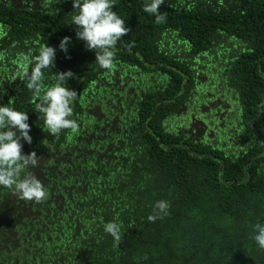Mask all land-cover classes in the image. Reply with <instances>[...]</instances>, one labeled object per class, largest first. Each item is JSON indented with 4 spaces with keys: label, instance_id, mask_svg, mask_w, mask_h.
I'll return each instance as SVG.
<instances>
[{
    "label": "trees",
    "instance_id": "16d2710c",
    "mask_svg": "<svg viewBox=\"0 0 264 264\" xmlns=\"http://www.w3.org/2000/svg\"><path fill=\"white\" fill-rule=\"evenodd\" d=\"M145 2L113 0L129 31L114 47L111 70L76 38L69 15L68 29L40 33L0 6V103L27 112L30 128L56 138L22 78L49 45L56 56L43 70L45 88L55 82L52 72L70 70L69 119L97 117L112 130L105 147L83 160L64 149L65 128L59 168L43 170L38 160L21 171L40 179L46 196L48 185L57 195L56 186L67 188L59 209L46 196L23 200L0 186V264H264V248L252 238L264 222V0H163L161 23L142 10ZM61 4V14L72 12V0ZM64 36L67 53L57 47ZM4 72L15 73L3 82ZM121 76L132 82L127 96L143 98L128 100L122 132L124 110L109 109L112 121L104 122L101 107H89L108 93L95 92L99 86ZM213 89L239 103L240 146L213 131L197 142L177 122ZM109 223L117 236L106 231Z\"/></svg>",
    "mask_w": 264,
    "mask_h": 264
},
{
    "label": "clouds",
    "instance_id": "9594fccd",
    "mask_svg": "<svg viewBox=\"0 0 264 264\" xmlns=\"http://www.w3.org/2000/svg\"><path fill=\"white\" fill-rule=\"evenodd\" d=\"M163 0H146L142 10L155 16L156 23L164 20V15L158 13ZM71 24L75 25V36L82 40L89 50L95 52V62L102 69L113 67L114 47L117 41L129 29L125 21L113 10V0H72V12L69 14ZM71 39L64 36L60 39L58 49L68 52ZM56 48L43 45L38 54L32 57L30 73L25 72L26 87L38 98L35 110L42 114L43 126L50 134H58L61 129L74 128L71 103L76 91L66 87L67 81L73 77L70 70L52 72L55 81L45 88L43 70L54 66ZM2 94V90H0ZM28 113L7 105H0V186L8 187L23 200L41 201L46 196V190L40 179L34 174L20 173L25 168L38 166L36 153L22 154V143L31 144ZM156 207L163 211L167 204L157 202ZM154 219V217H149ZM253 240L260 248H264V222L254 226ZM106 231L117 236V226L109 223Z\"/></svg>",
    "mask_w": 264,
    "mask_h": 264
},
{
    "label": "flooded vegetation",
    "instance_id": "af4514ba",
    "mask_svg": "<svg viewBox=\"0 0 264 264\" xmlns=\"http://www.w3.org/2000/svg\"><path fill=\"white\" fill-rule=\"evenodd\" d=\"M62 1L63 0H0V6L6 12H12L18 17L23 18L27 25H31L32 31L45 33L53 31L57 32L61 27L63 29H68L69 26L66 20L70 12L67 11V14L60 13L59 10L63 7L61 4ZM62 16H65L66 18L65 24L64 21L61 23ZM14 73L15 72H4L5 77L3 82L8 80L10 74L12 76ZM88 75L91 76V74ZM123 77L125 78V75H123ZM123 77H119V83L117 84L112 81H110L111 83H107V81L106 84L99 86L95 92L98 94L108 92L105 95V99L99 104H97V100H94L89 105L90 108L101 107L104 122L112 121L110 117L111 114H109L108 111L109 109L112 108L114 115L118 109L124 110L122 115H120V118H118L120 120V132H122L121 129L124 128L121 124L125 123L123 122L125 121L123 118L126 114L125 106L127 105L128 100L130 97L142 98V96L133 92L131 93V91L129 96H127L129 91L128 85L132 82L127 85ZM215 90L213 89L205 100L200 99V105H198V108L194 109L193 105H191L188 110H186L181 121L179 119L177 122H180V126L184 128V132L194 136L197 142L206 136L208 138L213 135V131L218 134V138L223 137L225 140L229 142L233 141L236 145L240 146L242 143L240 135L243 130L238 123V116L240 113V109H238L239 103H234L232 102V99L226 97V95H222L221 91L225 93L224 90ZM11 92L12 94H7V97L13 103L15 102V99H17V95L14 90H11ZM2 104H4V102L0 103V105ZM205 106H207V109L204 108ZM249 107H251L250 104ZM129 111L131 112L132 108H130ZM203 111L204 113H208L207 117L206 114L202 113ZM97 119V117L90 118L86 115L85 119H82L80 123H77L74 128H70L66 133L64 139L66 146L64 149L68 148L72 158L87 160L89 159L88 156L93 153L95 149L101 150L102 147H105L104 140H107V136L109 137L111 135L112 130H110L109 124L104 128L99 126ZM76 122L77 119L74 118V123ZM63 131L64 129H61L58 134H55L56 138L54 137V140V138H47L44 133L30 128L32 143L28 144L21 140L26 154L34 151L38 160L44 161L43 170L49 171L51 167L55 169L59 168V160L61 157V146H59V144L64 133ZM102 132L106 135L104 136L103 134L101 136ZM36 137L40 139H36ZM114 142H116V140H114ZM41 144H43L44 147H42ZM48 187L46 201L48 204L53 203L57 210L60 206V198L63 197L66 199L65 192L67 188L62 187L61 185L56 186L58 192L57 195L51 185H48ZM51 194H53V196ZM12 195H14L13 192L10 193L11 197ZM2 200V195L0 194V203Z\"/></svg>",
    "mask_w": 264,
    "mask_h": 264
}]
</instances>
